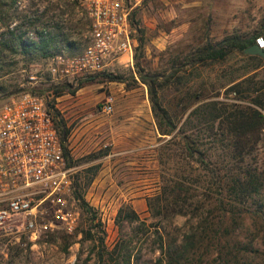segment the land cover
Masks as SVG:
<instances>
[{
	"label": "rangeland",
	"instance_id": "obj_1",
	"mask_svg": "<svg viewBox=\"0 0 264 264\" xmlns=\"http://www.w3.org/2000/svg\"><path fill=\"white\" fill-rule=\"evenodd\" d=\"M15 4L21 13L47 18V24L50 22L47 28H60L56 30V47L47 55L3 51L0 102L28 90L41 94L50 111L55 109L64 119L68 126L65 160L69 161L71 195L74 189L79 190L96 217L90 220V213L72 195L70 209L75 214V225L70 232L54 220L52 229L30 237L7 222L0 227V264H97L98 252L106 256L105 250H110L118 237L129 238L134 231L133 222L123 220L118 227L119 206L130 204L148 222L152 216L146 201L160 191L162 173L167 177L170 172L174 174L171 177L190 183L196 177L181 173V167L172 163L173 159L160 155L159 145L168 135L162 136L157 131L146 86L136 77L133 63L130 66L114 60L107 70L77 79L55 78L49 72L54 54L75 53L87 40L88 19L80 0H17ZM129 15L134 20L132 27H136L133 28L134 46L138 36L143 37L139 61L144 71L166 74L179 66L157 88L159 101L177 123L176 127L202 101L217 99L224 109L251 104L241 93H236L240 97L236 98L234 92L225 94L224 89L248 75H252L251 82L264 77L263 61L253 66L254 60L233 49L223 59L187 62L192 50L227 34L255 33L264 37V0H138L131 4ZM13 20L16 22V18ZM36 26H39L37 22ZM32 30L28 32L30 36L34 34ZM106 73L121 75V80L108 79ZM247 84L243 81L241 85ZM106 101L112 109L103 112L100 105ZM194 133L202 140V148L217 159L223 141L208 137L203 127ZM245 135L249 137V131ZM252 135L256 139L250 151L243 154L242 161L235 162L238 152L235 136L229 147L234 157L230 162V157L226 162L219 161V166L226 164L232 169L258 166L264 174V117L259 133ZM261 189L264 197V181ZM247 205L250 209L254 207L250 199ZM184 219V215L177 214L163 221L165 231L174 232L173 227L181 226ZM258 220L250 211L244 213L228 242L238 241L245 248L235 250L232 260L264 264V231L258 227ZM131 244L133 250L140 248L143 257L152 261L156 251H149L153 245L149 231L133 237ZM208 249L204 257L209 260L204 264H223L218 259L210 260L217 252L212 246Z\"/></svg>",
	"mask_w": 264,
	"mask_h": 264
},
{
	"label": "trees",
	"instance_id": "obj_2",
	"mask_svg": "<svg viewBox=\"0 0 264 264\" xmlns=\"http://www.w3.org/2000/svg\"><path fill=\"white\" fill-rule=\"evenodd\" d=\"M16 1L0 0V55H5L3 54L5 49L23 55L35 53L47 55L56 47V30L60 26H56L57 28L54 26V29L47 28L50 24V22L47 24V18L17 11ZM14 18L16 22H13ZM129 21L132 26L134 20L130 15ZM30 29H33V36L28 34ZM138 30L141 31L140 28ZM256 35L254 33L242 36L232 33L216 41H207L192 50V56L187 63L223 59L229 51L235 49L254 60L253 66L257 65L260 61L264 62L262 56L242 51L245 46L255 42ZM137 39L133 50L136 77L146 86L150 110L158 133L162 136L168 135L159 145V153L168 156L170 160L173 159L172 163L181 167V173H192L196 178L193 183H190L176 176L171 177L174 174L170 172L167 177L162 173L163 182L160 185V191L149 196L146 201L152 216L148 222H145L130 204L125 203L119 206L116 212L118 227L123 220L133 222L134 231L129 238L118 237L113 247L105 250L106 256H103L102 251L98 252L97 264H204L209 260L204 255L208 254V248L211 246L217 253L216 256L210 257V260L218 259L223 264H244L237 259H232L235 258V250L245 247L238 241L234 243L228 241L243 220L246 211H250L259 219L258 227L264 231V197L261 189L264 174L258 166L245 165L232 169L226 164L219 165L220 162L228 161V157H230L229 162L234 157V155L231 156L229 147L235 136L238 143L235 162L242 161L243 154L250 151L251 143L256 139L252 137V134L257 136L264 117L261 111H264V77L251 82L252 75H248L230 83L224 89L225 94L234 92L233 97L236 98H240L236 93H241L240 96L248 97L251 104L233 105L229 109H224L218 105L221 101L217 99L202 101L195 104L181 124L176 127L177 123L159 101L157 88L168 80L179 66L172 68L166 74L144 71L139 61L143 43L142 35L140 34ZM179 64L182 65L181 62ZM105 75L108 79L121 80V75L111 73ZM159 77L162 78L159 79ZM243 81L249 84L242 86ZM254 82L256 84L252 85ZM47 106L49 107L48 104ZM51 113L64 156H67L68 126L55 109ZM201 127L205 128L208 137L214 139L218 137L220 141H223L219 145L220 152H217V159L204 147L202 148V140L196 136L197 133H194ZM246 131H249V137L245 135ZM241 137L243 140L240 139ZM66 165H69L68 160ZM72 195L80 201V207L90 213L89 219L93 220L96 216L90 211V206L81 192L74 189ZM248 199L253 202L254 207L251 209L247 205ZM177 214L185 216L184 222L181 226H174V232L168 233L164 229L163 221H168ZM194 217L196 220L192 221ZM97 225H100L98 219ZM148 231L152 235L153 242L149 251L151 253L156 251L152 261L151 258L143 257L144 252L140 248L133 250L131 244L133 237L138 238L140 234ZM99 240L102 243L101 237Z\"/></svg>",
	"mask_w": 264,
	"mask_h": 264
},
{
	"label": "built area",
	"instance_id": "obj_3",
	"mask_svg": "<svg viewBox=\"0 0 264 264\" xmlns=\"http://www.w3.org/2000/svg\"><path fill=\"white\" fill-rule=\"evenodd\" d=\"M137 1L80 0L88 19L87 40L75 53L54 54L51 75L77 79L107 70L114 60L132 66L135 38L129 10ZM255 42L264 52V37L256 36ZM111 109L108 101L100 105L103 112ZM70 199L69 166L43 96L22 91L2 100L0 227L11 222L15 230L36 237L56 220L70 232L75 225Z\"/></svg>",
	"mask_w": 264,
	"mask_h": 264
},
{
	"label": "water",
	"instance_id": "obj_4",
	"mask_svg": "<svg viewBox=\"0 0 264 264\" xmlns=\"http://www.w3.org/2000/svg\"><path fill=\"white\" fill-rule=\"evenodd\" d=\"M242 51L244 53H249V54H258L264 58V52H263L262 48L256 42H253V43L245 46L242 49Z\"/></svg>",
	"mask_w": 264,
	"mask_h": 264
}]
</instances>
